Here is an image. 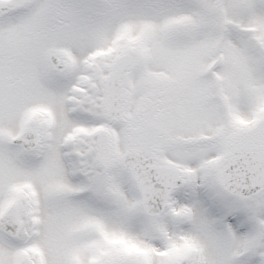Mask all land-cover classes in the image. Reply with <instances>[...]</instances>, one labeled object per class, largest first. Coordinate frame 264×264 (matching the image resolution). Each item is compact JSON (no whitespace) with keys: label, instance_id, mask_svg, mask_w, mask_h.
Here are the masks:
<instances>
[{"label":"snow or ice","instance_id":"obj_1","mask_svg":"<svg viewBox=\"0 0 264 264\" xmlns=\"http://www.w3.org/2000/svg\"><path fill=\"white\" fill-rule=\"evenodd\" d=\"M0 264H264V0H0Z\"/></svg>","mask_w":264,"mask_h":264}]
</instances>
